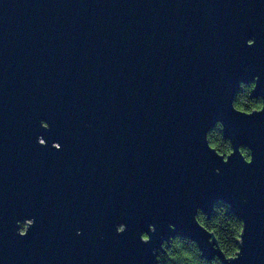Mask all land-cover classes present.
<instances>
[{
	"label": "water",
	"instance_id": "95a60500",
	"mask_svg": "<svg viewBox=\"0 0 264 264\" xmlns=\"http://www.w3.org/2000/svg\"><path fill=\"white\" fill-rule=\"evenodd\" d=\"M254 76L264 98V0H0V264H156L176 234L264 264V109L231 107ZM217 201L233 260L192 218Z\"/></svg>",
	"mask_w": 264,
	"mask_h": 264
},
{
	"label": "trees",
	"instance_id": "16d2710c",
	"mask_svg": "<svg viewBox=\"0 0 264 264\" xmlns=\"http://www.w3.org/2000/svg\"><path fill=\"white\" fill-rule=\"evenodd\" d=\"M253 86L254 85L241 83L240 89L234 97V105L237 108L250 111L261 106V100L255 99L258 98V96L251 95ZM215 128L216 125L207 132V139L219 153L227 154L231 150L230 142L228 139L224 138L218 128ZM240 150L245 157L249 156L247 149L243 146L240 147ZM218 202L223 201H217L214 204L217 207L219 206ZM233 216L238 220H241L231 211L230 208L225 212L224 208H214L213 206L209 216L201 211L197 212L198 221L209 231L214 233L220 248L226 256L234 254L235 244L238 247V241H235V236L238 235L241 226L235 219L231 218ZM21 228H23V226H21ZM165 250L168 257L167 264H210V260H212L211 264H223L217 258L206 259L202 257L196 246L193 245L186 248L182 241H179L177 244L173 243L171 246H165ZM184 253H187V255Z\"/></svg>",
	"mask_w": 264,
	"mask_h": 264
},
{
	"label": "clouds",
	"instance_id": "9594fccd",
	"mask_svg": "<svg viewBox=\"0 0 264 264\" xmlns=\"http://www.w3.org/2000/svg\"><path fill=\"white\" fill-rule=\"evenodd\" d=\"M248 40H251L252 43H251V44H247V43H246V44L249 45V46L253 45L254 40H253V39H248ZM257 80H258V77H257V76H254L253 79H252V81L246 83V85H255V88H256V86H257L256 81H257ZM244 84H245V83H244ZM255 99H258V100H264V98H261V97H258V98H255ZM234 101H235V99L232 101V103H231V107H232L237 113H240V114L251 115V114L254 113V112H255V113H260L261 110L264 109V108H261V107H256V108H254L253 110H250V111H247V112H244V111H237V110L234 108ZM215 125H216V128L219 129L220 133H222L221 130L223 129V124H222L220 121H216ZM216 128H215V129H216ZM40 145H44L43 142H41ZM56 147H57V149L60 148L59 143H56ZM243 147H244L245 149H247V151H248V153H249V156H248L247 159H245V158H243V157L241 156L240 152H239V155L243 158V161H244V162H246V163H250L251 160H252L251 149L248 148V147H246V146H243ZM207 148L209 149V147H208V143H207ZM215 154H216V153H215ZM216 155H217V154H216ZM217 156H220V155H217ZM220 157H221V156H220ZM228 158H229V157H228ZM228 158H226V159L223 158V159H224L225 161H227ZM215 171L218 172L219 169H215ZM218 203H219V206L217 207V206L214 205V208H224V209H225V212H226V211L228 210V208L230 207V206L227 204V202H218ZM198 209H199V208L196 209V211L194 212L193 217H192L193 220H194V222H195V225H196V226H198V225H197V222H196L195 217H196V215H197V210H198ZM231 218L235 219V220L239 223V225L241 226L240 229H239V233H238V235L235 236V241H241V233H242L243 228H244L243 221L238 220V219L235 218L234 216L231 217ZM168 227H169V229H174V225H172V224H169ZM199 228H200V227H199ZM124 230H125V225H124L123 223H120V224H118V225L116 226V232H117V233H122ZM148 230H149V232L155 231V226H154L153 224H149V225H148ZM18 234L21 235V236H23V235H25L26 233H23V234H22L21 232H18ZM77 234H78V235L80 234L79 230H77ZM100 235H101V238H103L102 233H101ZM176 239H179L180 241H182V242L184 243V246H185L186 248L191 247L193 244H196V245H197V243H196L194 240L189 239V238L184 237V236H181L180 234H176V235H174V236H169L167 240L162 241L161 244H160V248L163 250L162 253H157L156 250L153 249V252H154V254H155V261H156V264H167V262H168V257H167V254H166L165 245L171 246V242H172L173 240H176ZM139 240H140V242H142V243H149V242H150V236H149V234H148L147 232H143V231H142V232H140V234H139ZM199 251H200V253H201V250H200V249H199ZM239 251H240V249H239V248L237 247V245L235 244L234 254H231V255L229 256V258H227V259H228V260L236 259L237 256H238ZM184 254L187 255V253H184ZM203 259H204V258H203ZM208 261H209V260H208ZM211 261H212V260L209 261L210 264H211Z\"/></svg>",
	"mask_w": 264,
	"mask_h": 264
},
{
	"label": "flooded vegetation",
	"instance_id": "af4514ba",
	"mask_svg": "<svg viewBox=\"0 0 264 264\" xmlns=\"http://www.w3.org/2000/svg\"><path fill=\"white\" fill-rule=\"evenodd\" d=\"M259 97V96H258ZM225 138V137H224ZM39 141H41V142H44L45 141V138L44 137H42V136H39ZM230 142V141H229ZM56 143H58V142H56V141H54V144L56 145ZM230 146H231V144H230ZM229 153V152H228ZM227 153V154H228ZM224 155H226V154H224ZM27 221H28V219H24V220H22L21 222H20V225L21 226H23V228H21L22 230H24L25 229V226H26V223H27ZM165 241V240H164ZM179 239H176V240H173L172 242H171V244H177V243H179ZM194 246H196V248H197V250L199 251V248L197 247V245L196 244H193ZM192 245V246H193ZM165 246H168V245H165ZM163 252V250L162 249H159L158 250V253H162ZM199 253H200V251H199ZM200 255H201V253H200ZM213 258H217L218 260H220L217 256H214ZM212 258V259H213Z\"/></svg>",
	"mask_w": 264,
	"mask_h": 264
}]
</instances>
